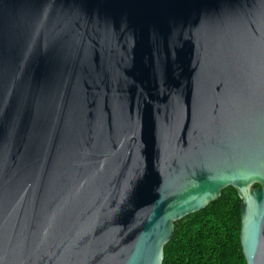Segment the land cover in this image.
I'll return each instance as SVG.
<instances>
[{"label": "water", "instance_id": "1", "mask_svg": "<svg viewBox=\"0 0 264 264\" xmlns=\"http://www.w3.org/2000/svg\"><path fill=\"white\" fill-rule=\"evenodd\" d=\"M229 187L264 264V0H0V264H163Z\"/></svg>", "mask_w": 264, "mask_h": 264}, {"label": "trees", "instance_id": "2", "mask_svg": "<svg viewBox=\"0 0 264 264\" xmlns=\"http://www.w3.org/2000/svg\"><path fill=\"white\" fill-rule=\"evenodd\" d=\"M240 232L241 199L229 187L207 208L176 223L163 264H247Z\"/></svg>", "mask_w": 264, "mask_h": 264}]
</instances>
